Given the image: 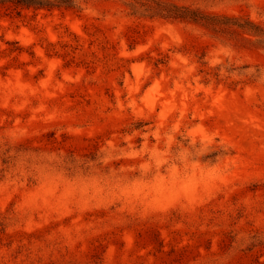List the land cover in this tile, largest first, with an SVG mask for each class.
<instances>
[{
    "label": "rangeland",
    "instance_id": "1",
    "mask_svg": "<svg viewBox=\"0 0 264 264\" xmlns=\"http://www.w3.org/2000/svg\"><path fill=\"white\" fill-rule=\"evenodd\" d=\"M0 0V264H264V0Z\"/></svg>",
    "mask_w": 264,
    "mask_h": 264
},
{
    "label": "trees",
    "instance_id": "2",
    "mask_svg": "<svg viewBox=\"0 0 264 264\" xmlns=\"http://www.w3.org/2000/svg\"><path fill=\"white\" fill-rule=\"evenodd\" d=\"M15 4L16 5H19V4H29V5H37V6H41V2H37L35 0H14Z\"/></svg>",
    "mask_w": 264,
    "mask_h": 264
}]
</instances>
